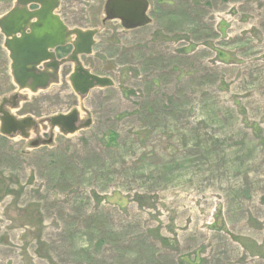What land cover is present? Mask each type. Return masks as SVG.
<instances>
[{"label": "rangeland", "instance_id": "374dc122", "mask_svg": "<svg viewBox=\"0 0 264 264\" xmlns=\"http://www.w3.org/2000/svg\"><path fill=\"white\" fill-rule=\"evenodd\" d=\"M103 3L56 12L98 29L81 61L110 87L80 98L66 62L19 90L0 54V101L26 97L16 116L91 119L0 133V264H264V0H149L133 30L102 25Z\"/></svg>", "mask_w": 264, "mask_h": 264}, {"label": "water", "instance_id": "95a60500", "mask_svg": "<svg viewBox=\"0 0 264 264\" xmlns=\"http://www.w3.org/2000/svg\"><path fill=\"white\" fill-rule=\"evenodd\" d=\"M21 8H13L0 17V32L4 35V46L9 51L11 76L19 89L32 93L45 89L50 83L57 82L59 66L72 62L73 70L69 82L73 91L83 98L93 88L109 87L112 80L106 76L92 73L81 62L80 56L90 55L97 29L69 28L55 13L59 0H17ZM35 4L37 9L29 11L26 6ZM148 0H105L103 3L102 23L119 20L122 28L136 29L150 22ZM71 44L72 50L66 58L56 59L52 50ZM39 65L51 67L52 72H41ZM18 94L3 98L0 103V133L12 137L19 131L23 138L28 134L25 129L36 122L31 117L15 118L2 110L4 104L16 106ZM51 128L57 127L62 134H72L90 125L91 119H79V112L72 109L66 114H57L46 119ZM51 138L43 141L48 144ZM35 144V143H34Z\"/></svg>", "mask_w": 264, "mask_h": 264}, {"label": "flooded vegetation", "instance_id": "af4514ba", "mask_svg": "<svg viewBox=\"0 0 264 264\" xmlns=\"http://www.w3.org/2000/svg\"><path fill=\"white\" fill-rule=\"evenodd\" d=\"M9 1H14L8 8L7 10L4 12H8L10 10H12L13 8H21L22 6L17 4V0H9ZM26 8L29 10V11H33L35 9L38 8V6L34 5V4H30L28 6H26ZM4 50V52L2 51ZM56 56V58H60L58 57V52H57V49L55 48L54 50H52ZM0 54H2V56L6 59L9 60V67H10V59H9V52L7 51V49L4 47V36L0 33ZM63 65V64H62ZM38 70H40L41 72H47V73H51L52 72V69L51 67H47L45 68L44 65H40L38 67ZM53 84V83H51ZM50 84V85H51ZM49 85V86H50ZM48 86V87H49ZM10 100V98H9ZM1 102V101H0ZM17 103V101H15ZM10 106H12L10 103H6L3 107H2V110H10ZM18 118H22L24 116H17ZM37 121V120H36ZM40 125H39V122H36L33 126H30L28 129H25V131L27 132V134H29L30 136V131H32L33 135L37 137V135H40ZM17 133H19V131H16ZM38 139H34V141H30L31 143H34V142H37Z\"/></svg>", "mask_w": 264, "mask_h": 264}, {"label": "trees", "instance_id": "16d2710c", "mask_svg": "<svg viewBox=\"0 0 264 264\" xmlns=\"http://www.w3.org/2000/svg\"><path fill=\"white\" fill-rule=\"evenodd\" d=\"M110 42H113V41H110ZM70 49H71L70 45H65V46H62V47H58L57 48L58 56L66 55L67 53H69ZM87 57L88 56L84 57V59L87 58ZM110 140H113V138L110 137Z\"/></svg>", "mask_w": 264, "mask_h": 264}]
</instances>
